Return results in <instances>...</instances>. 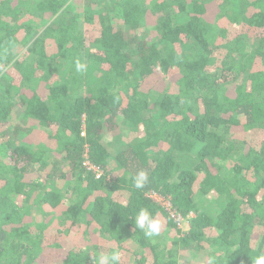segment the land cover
Segmentation results:
<instances>
[{
  "label": "trees",
  "instance_id": "trees-1",
  "mask_svg": "<svg viewBox=\"0 0 264 264\" xmlns=\"http://www.w3.org/2000/svg\"><path fill=\"white\" fill-rule=\"evenodd\" d=\"M141 208L159 236L135 228ZM114 250L120 264L264 254V0H0V264Z\"/></svg>",
  "mask_w": 264,
  "mask_h": 264
},
{
  "label": "clouds",
  "instance_id": "clouds-1",
  "mask_svg": "<svg viewBox=\"0 0 264 264\" xmlns=\"http://www.w3.org/2000/svg\"><path fill=\"white\" fill-rule=\"evenodd\" d=\"M75 69L77 72H85L87 65L79 58L75 60ZM149 183V175L146 171L140 170L133 177V185L136 189H144ZM134 225L136 229L143 232L146 238L159 236L162 230V224L159 219L154 217L147 208H141L135 216ZM121 252L114 250L111 253H102L99 256L98 264H120ZM253 264H264V254L253 259Z\"/></svg>",
  "mask_w": 264,
  "mask_h": 264
},
{
  "label": "built area",
  "instance_id": "built-area-1",
  "mask_svg": "<svg viewBox=\"0 0 264 264\" xmlns=\"http://www.w3.org/2000/svg\"><path fill=\"white\" fill-rule=\"evenodd\" d=\"M85 135V132H83V136ZM87 166L89 168L90 171H92L93 173H95V176L97 179H100L103 177V171L101 169H99L96 165L92 164L90 161H87ZM151 198H153L156 202H159L161 205H163V207L165 208V210L167 212H169L170 216L175 220V222L178 224V226L180 228L183 229V227L185 226V224L187 225V227L189 228V222L188 219L183 217L180 213H178V211L174 208V206L172 205L170 199L162 197L156 193H151ZM193 214H190V217H192Z\"/></svg>",
  "mask_w": 264,
  "mask_h": 264
},
{
  "label": "rangeland",
  "instance_id": "rangeland-1",
  "mask_svg": "<svg viewBox=\"0 0 264 264\" xmlns=\"http://www.w3.org/2000/svg\"><path fill=\"white\" fill-rule=\"evenodd\" d=\"M74 11L76 12V9Z\"/></svg>",
  "mask_w": 264,
  "mask_h": 264
}]
</instances>
